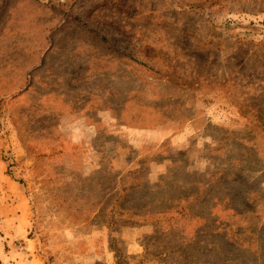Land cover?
<instances>
[{
  "label": "rangeland",
  "instance_id": "rangeland-1",
  "mask_svg": "<svg viewBox=\"0 0 264 264\" xmlns=\"http://www.w3.org/2000/svg\"><path fill=\"white\" fill-rule=\"evenodd\" d=\"M0 264H264V0H0Z\"/></svg>",
  "mask_w": 264,
  "mask_h": 264
}]
</instances>
